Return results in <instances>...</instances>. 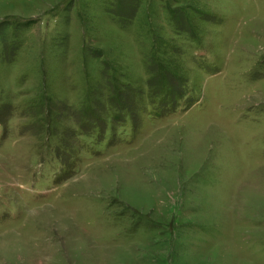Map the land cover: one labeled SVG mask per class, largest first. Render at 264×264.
<instances>
[{
  "label": "rangeland",
  "instance_id": "obj_1",
  "mask_svg": "<svg viewBox=\"0 0 264 264\" xmlns=\"http://www.w3.org/2000/svg\"><path fill=\"white\" fill-rule=\"evenodd\" d=\"M0 264H264V0H0Z\"/></svg>",
  "mask_w": 264,
  "mask_h": 264
}]
</instances>
